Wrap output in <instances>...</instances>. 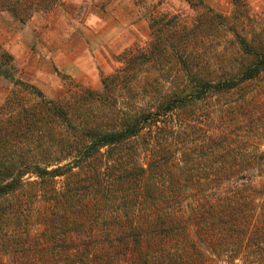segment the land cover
Here are the masks:
<instances>
[{
	"label": "trees",
	"instance_id": "1",
	"mask_svg": "<svg viewBox=\"0 0 264 264\" xmlns=\"http://www.w3.org/2000/svg\"><path fill=\"white\" fill-rule=\"evenodd\" d=\"M186 2L100 90L56 71L68 88L48 98L0 42V264H264V9Z\"/></svg>",
	"mask_w": 264,
	"mask_h": 264
},
{
	"label": "rangeland",
	"instance_id": "2",
	"mask_svg": "<svg viewBox=\"0 0 264 264\" xmlns=\"http://www.w3.org/2000/svg\"><path fill=\"white\" fill-rule=\"evenodd\" d=\"M203 1L214 11L225 15L233 7L232 0ZM246 1L253 13L258 14L264 9V0ZM176 12H181L186 17L194 14L186 0H61L51 12L34 14L25 23L0 11V42L17 62V77L36 85L46 97L56 99L65 95L68 82L57 74L52 55L63 56L69 52V60L78 65L80 76H67L78 84L100 90L102 76L111 74L120 67L117 56L124 49L144 46L149 42V17L158 13ZM52 14L54 17H50ZM26 23L32 27L31 42L28 41L31 36H18L22 24ZM66 41L69 50L63 48ZM28 51L30 55H35V60L26 59L30 56ZM263 83L264 81L261 84ZM11 85L6 80L0 82V105ZM250 99L251 97L248 104ZM205 111L203 109L202 113ZM261 126L263 131L260 142L264 145V120ZM255 179L262 181L263 178ZM56 185L61 186L60 179ZM38 203H34V207ZM39 229L34 226L32 233H39Z\"/></svg>",
	"mask_w": 264,
	"mask_h": 264
},
{
	"label": "crops",
	"instance_id": "3",
	"mask_svg": "<svg viewBox=\"0 0 264 264\" xmlns=\"http://www.w3.org/2000/svg\"><path fill=\"white\" fill-rule=\"evenodd\" d=\"M75 1L78 2L80 0H75ZM50 17H54V15L52 14ZM28 24L29 23L22 24V27H21V30H20V33L18 34V36L24 37V38H27L28 36H31L30 38H28V41L31 42L32 41V33L30 32V29L32 27L30 25H28ZM34 34H33V37H34ZM66 43H67V41L65 42V44L63 46V48L65 50H67L69 48V44L68 43L66 44ZM94 43H96V42H94ZM27 54H29V51L27 52ZM68 55H69V52L68 53L66 52L65 54H63V56H62V54H58L56 56L52 55L51 58H52V61H53L54 65L56 66L58 71H61L62 73L66 74V75L68 74V75H70L72 77L80 76V74H78L80 72V70L78 69V65L77 64H73L71 62V60H69L70 58L68 57ZM29 58L30 59H34V60L36 59L35 55H33V56L30 55L26 59H29Z\"/></svg>",
	"mask_w": 264,
	"mask_h": 264
}]
</instances>
